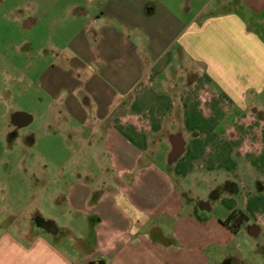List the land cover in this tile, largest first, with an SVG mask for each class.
Masks as SVG:
<instances>
[{"label":"crops","instance_id":"crops-1","mask_svg":"<svg viewBox=\"0 0 264 264\" xmlns=\"http://www.w3.org/2000/svg\"><path fill=\"white\" fill-rule=\"evenodd\" d=\"M37 1L5 8L29 30L45 20L49 42L53 24L76 30L41 39L42 66L30 64L42 130L92 157L96 173L63 175L56 190L47 164L0 176V264H227L239 235L259 239L264 0H211L210 12L193 0ZM26 199L37 207L21 218ZM48 200L83 228L54 225ZM234 209L249 217L236 234L221 223Z\"/></svg>","mask_w":264,"mask_h":264},{"label":"rangeland","instance_id":"rangeland-1","mask_svg":"<svg viewBox=\"0 0 264 264\" xmlns=\"http://www.w3.org/2000/svg\"><path fill=\"white\" fill-rule=\"evenodd\" d=\"M30 1L9 0L0 7V176H14L15 174V177H21L23 173L16 169L19 164L26 163L38 169L47 164V167H44L47 176L54 178L53 184L48 189L56 190L62 187L60 182L63 175L70 180L73 172L80 173L84 167H87L90 172L96 173V168L92 157L88 156L83 160L77 148L68 152L59 134L54 132L46 135L42 130L41 114L45 105L40 104L38 97L43 96V93L34 84L35 74L32 72L34 67L31 68L30 64L34 62L35 65L42 66L41 61L38 60V45L41 39L49 38L51 33L48 32L49 27L45 20L37 24V28L33 30L18 26L14 23L12 9L5 8L12 7L18 2L28 7ZM47 1L53 2L54 0ZM77 1L83 2V0H62L61 4ZM210 1L193 0L190 7L200 8L207 3L209 4L207 11L210 12L214 8V3L212 5ZM86 2L93 4L96 1L86 0ZM58 10L59 8L55 9V15ZM70 28L73 29L75 26L69 23L53 24L54 35L56 34L60 39L56 41V36H54L49 42L46 38L43 42L44 47L49 43L63 42L61 37L70 36L76 31L73 29L71 32ZM26 119L28 122H24ZM25 205H27L26 208ZM18 207L21 211V218H24L28 213L36 210L37 203L31 204V201L26 199L19 201ZM219 209L220 207L215 209L214 213L218 214ZM42 210L43 213L47 212L51 221L55 223L54 225L64 224L72 227L77 223L79 230L83 228L79 215H71L69 219L65 218L67 211L61 203L48 200L43 203ZM73 221H75L74 224ZM65 240V243L70 246V253H75L78 244L82 241L79 235L75 236L73 232L69 233ZM254 242L258 243L261 248L254 247ZM263 247L264 233L257 240L239 235L224 250L225 261L227 264H264Z\"/></svg>","mask_w":264,"mask_h":264},{"label":"trees","instance_id":"trees-1","mask_svg":"<svg viewBox=\"0 0 264 264\" xmlns=\"http://www.w3.org/2000/svg\"><path fill=\"white\" fill-rule=\"evenodd\" d=\"M248 215L241 209L232 210L221 223L233 234H236L248 221ZM89 264H105L103 260L91 261Z\"/></svg>","mask_w":264,"mask_h":264},{"label":"flooded vegetation","instance_id":"flooded-vegetation-1","mask_svg":"<svg viewBox=\"0 0 264 264\" xmlns=\"http://www.w3.org/2000/svg\"><path fill=\"white\" fill-rule=\"evenodd\" d=\"M18 122H20V121H18Z\"/></svg>","mask_w":264,"mask_h":264}]
</instances>
